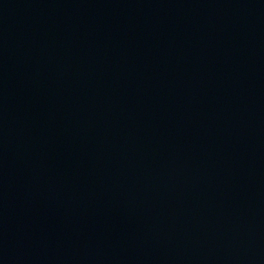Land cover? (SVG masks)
<instances>
[{
	"label": "water",
	"instance_id": "water-1",
	"mask_svg": "<svg viewBox=\"0 0 264 264\" xmlns=\"http://www.w3.org/2000/svg\"><path fill=\"white\" fill-rule=\"evenodd\" d=\"M0 264H264V0H0Z\"/></svg>",
	"mask_w": 264,
	"mask_h": 264
}]
</instances>
